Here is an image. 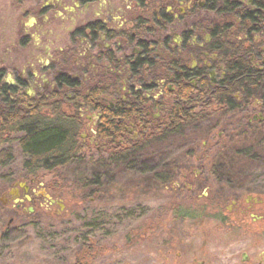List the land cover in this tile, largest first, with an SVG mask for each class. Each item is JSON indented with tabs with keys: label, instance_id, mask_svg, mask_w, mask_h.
Returning <instances> with one entry per match:
<instances>
[{
	"label": "flooded vegetation",
	"instance_id": "1",
	"mask_svg": "<svg viewBox=\"0 0 264 264\" xmlns=\"http://www.w3.org/2000/svg\"><path fill=\"white\" fill-rule=\"evenodd\" d=\"M0 86V110L16 117H0V264H19V234L32 215L65 209L47 178L61 168L21 178L12 169L18 145L25 155L22 120L61 127L71 117L93 187L117 165L149 166L158 169L147 177L156 190L188 197L203 188L217 205L227 183L248 182L245 168L264 161V0H0ZM187 130L205 135L201 151L140 159ZM244 185L230 212L261 223L264 194ZM77 244L67 264L113 252Z\"/></svg>",
	"mask_w": 264,
	"mask_h": 264
},
{
	"label": "rangeland",
	"instance_id": "2",
	"mask_svg": "<svg viewBox=\"0 0 264 264\" xmlns=\"http://www.w3.org/2000/svg\"><path fill=\"white\" fill-rule=\"evenodd\" d=\"M186 132L184 137L170 136L161 142L165 144L154 145L140 159L149 164V160L174 161L187 158L189 149L200 146L201 151L205 135ZM178 144L183 146L177 150ZM15 154L12 169L21 178L29 173L20 145ZM260 154L264 158V152ZM80 166L84 165L70 163L57 170L56 176L47 177L49 186L62 193L65 209L60 214L58 207L40 209L31 216V226L19 234V264H67L77 243L84 240H93L100 248L112 247V253H101L94 264H191L194 256L206 264H264V220L254 222L255 215L242 219L230 212L232 196L243 191L240 185L264 194V161L245 168L242 175H249L248 182L227 183L217 205L203 188L188 197L178 190H156L157 186L148 185L147 177L158 169L149 172L145 170L150 167L142 165L135 169L117 165L101 179L99 188L82 190ZM206 204L209 213L195 210L189 214L192 206ZM50 244L58 245L57 251L46 254L43 249Z\"/></svg>",
	"mask_w": 264,
	"mask_h": 264
},
{
	"label": "trees",
	"instance_id": "3",
	"mask_svg": "<svg viewBox=\"0 0 264 264\" xmlns=\"http://www.w3.org/2000/svg\"><path fill=\"white\" fill-rule=\"evenodd\" d=\"M8 110L6 109V112L0 110V117L2 115L3 120L11 121L16 117H14V113L9 108ZM70 120L71 117H67L61 127L53 122L43 121L41 123H34L32 120L19 121V125L25 128V130H19V142L26 155L24 168L29 174H35L39 170H56L62 168L64 165L78 161L80 165H84L80 166L82 167L81 178L78 181L80 188L82 190L87 189L86 187L93 188L97 182L90 176L92 174V167L82 161L84 156L82 157L80 153L82 152L81 149L76 146L78 143V130L75 129ZM34 124L37 125L32 127ZM110 125L112 126L113 124L110 123ZM7 127H9L8 123ZM153 141L156 140H153V138L147 139V143ZM87 172L89 175H87ZM228 185L231 186V184Z\"/></svg>",
	"mask_w": 264,
	"mask_h": 264
}]
</instances>
